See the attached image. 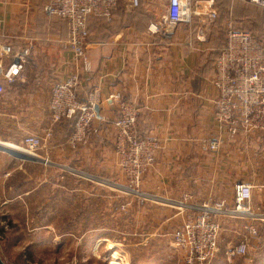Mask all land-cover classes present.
Segmentation results:
<instances>
[{
	"label": "crops",
	"instance_id": "0c3cea01",
	"mask_svg": "<svg viewBox=\"0 0 264 264\" xmlns=\"http://www.w3.org/2000/svg\"><path fill=\"white\" fill-rule=\"evenodd\" d=\"M214 4L213 0V11ZM164 6L163 0H140L136 7L122 0L110 21L88 18L86 55L90 71L82 73L78 96L83 98L91 88H98L100 116L94 121L89 143L72 149L67 144L72 120L50 125L48 109L53 84L73 70L67 23L57 16L38 20L35 0H0V50L3 44L13 50L8 56L0 54V142L28 155L14 144L27 134L44 136L51 126L42 149L45 163L40 159L17 160L11 155L8 161L15 168L41 163L48 170L54 167L77 172L81 179L91 182L104 172L111 184L119 186L113 180L118 172L113 165V120L119 115L118 100L126 99L138 109L140 131L162 144L140 186L153 201H146L142 212L132 213L131 226L118 239L97 233V228L92 230L96 232L92 233L94 247L103 244L126 253L158 254L156 260L153 256L144 264H182L177 250L167 256V241L171 226L180 224L188 210L181 211L173 204L189 193L186 202L197 210L214 208L220 202L231 207L234 185L247 182L252 185L250 208L259 219V235L244 237L242 224L248 222L247 215L219 216L222 229L210 264H264V131L225 136L215 151L201 146L202 139L218 133L212 84L218 45L208 36H198L197 26L189 24L186 28L183 22L169 36L151 32L149 26L159 21ZM25 48L29 52L22 60ZM13 62H21L22 67L8 80L3 73ZM99 166L105 168L100 170ZM157 209L161 218L155 214ZM228 236L234 239L222 242ZM242 239L247 244L246 255L226 257L228 248Z\"/></svg>",
	"mask_w": 264,
	"mask_h": 264
},
{
	"label": "built area",
	"instance_id": "2783aa9c",
	"mask_svg": "<svg viewBox=\"0 0 264 264\" xmlns=\"http://www.w3.org/2000/svg\"><path fill=\"white\" fill-rule=\"evenodd\" d=\"M122 0H50L44 7L47 15L57 16L66 21L68 26V45L73 57V70L51 88L48 109L50 125L59 120L75 118L70 142L75 148L79 142H85L90 134V126L96 117L95 105L98 101L97 88L90 89L85 101L77 98L81 84L82 73L90 71V62L86 55L88 38L87 21L90 17L110 21L113 12ZM130 6H138L140 0H125ZM163 11L159 21L149 26L151 32L169 36L181 22H189L192 0H163ZM252 2L264 8V0H243ZM209 3L206 15L213 17L212 2ZM185 6L188 7L187 15ZM202 33V30L199 31ZM25 48L22 55H26ZM13 53L8 44L1 46L0 54L8 56ZM23 60V59H22ZM22 67L21 62H13L3 73L10 80ZM214 76L212 84L216 90L213 100V117L218 126L214 137L201 140V146L211 151L217 150L223 143V138H233L239 134L264 131V40L257 38L250 31L226 24L225 43L214 59ZM3 87L0 83V92ZM98 105V104H97ZM119 118L113 122L115 127L114 151L118 168L126 179L127 186L138 199L147 197L140 184L144 173L155 161L157 151L162 147L155 136L145 135L137 126V108L130 102L121 99L118 103ZM51 135V126L44 136L26 135L16 145L27 151L34 158L41 157L40 149L44 148L46 137ZM40 157V158H39ZM42 160V159H41ZM252 185L247 182H237L233 187V205L227 207L220 202L214 208L197 210L196 206L186 202L189 193H184L177 204L181 211H187L183 221L174 227L169 235L172 247L180 252L182 264H210L218 250V239L222 229L219 216L231 215L244 218L248 222L242 224L247 235H259L258 217L250 208ZM247 234V235H246ZM243 237V238H244ZM247 253V244L242 239L226 252L229 259L239 258Z\"/></svg>",
	"mask_w": 264,
	"mask_h": 264
},
{
	"label": "rangeland",
	"instance_id": "374dc122",
	"mask_svg": "<svg viewBox=\"0 0 264 264\" xmlns=\"http://www.w3.org/2000/svg\"><path fill=\"white\" fill-rule=\"evenodd\" d=\"M214 1L213 17L208 18L206 15L209 6L207 0H195L192 4L195 12L191 14V23L183 22L181 25L186 28H189V24H192L193 28L197 26L195 32L198 36H208L217 45L225 40L226 24L230 20L241 28L264 36L263 7L249 1L245 5L244 2L239 3L238 0ZM45 2L46 0H35L38 7V14L36 15L38 20H42V16L45 20L53 19V16L47 15L44 10L48 3ZM40 10L42 14L39 13ZM155 13L158 14L157 6ZM199 26L204 27V29ZM200 30L203 32L200 33ZM94 88L96 87L91 89ZM97 90L99 94L97 104L99 106L101 95L100 90L98 88ZM86 94L80 98L77 93V98L83 102L86 99ZM99 116L96 113L86 141L79 142L75 148L70 142L73 130L71 131L67 138V144L70 148L76 149L89 143L94 131V121ZM118 118L114 120L116 121ZM63 119L72 120L74 126L75 118L65 117ZM114 120L113 122H115ZM114 143L115 139L113 142V165L118 172L117 175H113V180L118 181L119 186L111 184L106 179L108 176L104 172L98 173V176H95L96 179L91 182L81 179L77 172L68 173L64 172L63 169L54 167L48 170L41 163L15 168L8 161L9 157L7 156L10 154L3 150L0 151V256L6 263L144 264L145 260L154 256L153 253H126L119 248L112 250L103 244L97 248L94 247L95 239L92 233L94 235L96 232L92 230L97 228V233L118 239L122 235L121 232H126L127 228L131 226L132 213L142 212L141 209L146 206L144 203L153 201L149 197L143 201L130 192L126 179L117 165ZM39 154L45 158L41 149ZM4 156L7 160H4ZM30 157L33 156L30 155ZM36 159L38 160V158ZM104 168V166H99L100 170ZM99 184H102V187H99ZM82 186L86 188L85 191L81 189ZM173 206L180 210L183 207L177 203ZM159 209L156 210L155 214L161 218ZM226 216L231 215L227 214ZM178 224L175 222L170 230ZM84 234L85 237L80 239L81 235ZM232 239H234L233 236L224 237L222 242L225 243ZM170 242L169 237L167 256L176 251L172 245H169ZM232 247L233 245L228 250ZM157 257L158 254L155 253L153 258L156 260ZM226 257L228 256L226 255ZM167 264H169L168 261Z\"/></svg>",
	"mask_w": 264,
	"mask_h": 264
},
{
	"label": "water",
	"instance_id": "95a60500",
	"mask_svg": "<svg viewBox=\"0 0 264 264\" xmlns=\"http://www.w3.org/2000/svg\"><path fill=\"white\" fill-rule=\"evenodd\" d=\"M95 111L97 113V116H99V106H95ZM0 150L5 151L6 153L12 155L13 157L19 158V159H24V160H37L34 157H30V155L25 154L24 152H19L17 149L15 150L14 148H9L7 144H4V142H0ZM0 264H8L6 263L2 257L0 256Z\"/></svg>",
	"mask_w": 264,
	"mask_h": 264
},
{
	"label": "trees",
	"instance_id": "16d2710c",
	"mask_svg": "<svg viewBox=\"0 0 264 264\" xmlns=\"http://www.w3.org/2000/svg\"><path fill=\"white\" fill-rule=\"evenodd\" d=\"M239 1H241V0H239ZM241 2H244V4L246 3L245 1H241ZM117 8V7H116ZM116 10V9H115ZM115 10H114V12H113V15H114V13H115ZM232 20H230V22H231ZM233 22V21H232ZM234 24V23H233ZM234 26H236V27H238V28H241L240 26H238V25H235L234 24ZM243 29H245V28H243ZM251 32V31H250ZM253 35H255L257 38H259V39H261V40H264V36H260V35H258V34H254L253 32H251ZM88 34H89V31H88ZM226 36V35H225ZM224 43H225V40H223L219 45H218V47H217V50H216V56L219 54V52L221 51V48L223 47V45H224ZM215 56V57H216Z\"/></svg>",
	"mask_w": 264,
	"mask_h": 264
},
{
	"label": "bare ground",
	"instance_id": "6f19581e",
	"mask_svg": "<svg viewBox=\"0 0 264 264\" xmlns=\"http://www.w3.org/2000/svg\"><path fill=\"white\" fill-rule=\"evenodd\" d=\"M184 8H185V10H186V14H184V17H186V18H187V17H188V15H189V13H188V15H187L188 7H187V6H185ZM188 18H189V17H188ZM1 145H2V144H1ZM18 151H19V150H18ZM19 152H20V151H19Z\"/></svg>",
	"mask_w": 264,
	"mask_h": 264
}]
</instances>
